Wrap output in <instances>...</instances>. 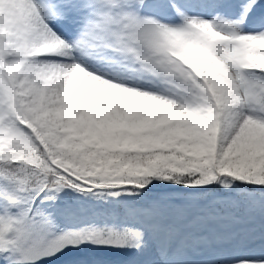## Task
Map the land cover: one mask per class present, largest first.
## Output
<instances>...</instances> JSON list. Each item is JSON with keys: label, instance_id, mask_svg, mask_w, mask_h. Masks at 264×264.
<instances>
[{"label": "snow or ice", "instance_id": "1", "mask_svg": "<svg viewBox=\"0 0 264 264\" xmlns=\"http://www.w3.org/2000/svg\"><path fill=\"white\" fill-rule=\"evenodd\" d=\"M0 264H264V0H0Z\"/></svg>", "mask_w": 264, "mask_h": 264}]
</instances>
